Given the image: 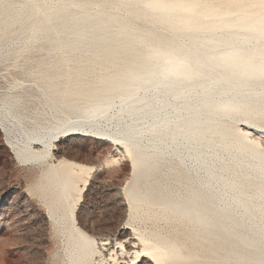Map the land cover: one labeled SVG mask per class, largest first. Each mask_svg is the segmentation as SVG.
Instances as JSON below:
<instances>
[{
  "label": "bare ground",
  "instance_id": "bare-ground-1",
  "mask_svg": "<svg viewBox=\"0 0 264 264\" xmlns=\"http://www.w3.org/2000/svg\"><path fill=\"white\" fill-rule=\"evenodd\" d=\"M0 62L1 139L63 237L52 264L111 248L77 223L94 166L59 155L72 136L126 151L148 225L141 246L117 227L115 264H264V0H0Z\"/></svg>",
  "mask_w": 264,
  "mask_h": 264
},
{
  "label": "rangeland",
  "instance_id": "rangeland-1",
  "mask_svg": "<svg viewBox=\"0 0 264 264\" xmlns=\"http://www.w3.org/2000/svg\"><path fill=\"white\" fill-rule=\"evenodd\" d=\"M16 70L13 66L0 62V90L11 83ZM254 133L255 131H249V138ZM254 137L251 140L258 143L259 140ZM121 147L88 136L66 137L59 145L60 156L86 166H94L78 180L73 211L78 225L85 228L97 243L100 238L109 235L111 248L108 251L98 248L89 264L116 263L118 253L123 252L120 243L115 241L117 227L127 228L136 238L137 245L145 243L140 233L148 224L131 215L129 202L122 190L130 174L126 151ZM28 168L30 167L13 158L2 142L0 132V264H52L53 251L57 249L63 253V237L57 239L53 235L45 207L27 188ZM151 239L147 237L146 241ZM127 260L142 264L136 257H129ZM180 263L197 264L166 257L155 261V264Z\"/></svg>",
  "mask_w": 264,
  "mask_h": 264
},
{
  "label": "snow or ice",
  "instance_id": "snow-or-ice-1",
  "mask_svg": "<svg viewBox=\"0 0 264 264\" xmlns=\"http://www.w3.org/2000/svg\"><path fill=\"white\" fill-rule=\"evenodd\" d=\"M128 255L131 256L132 254H128ZM132 264H135V261H133Z\"/></svg>",
  "mask_w": 264,
  "mask_h": 264
}]
</instances>
